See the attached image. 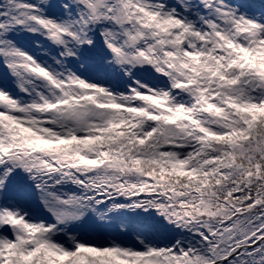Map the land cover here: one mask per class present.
I'll use <instances>...</instances> for the list:
<instances>
[{
    "label": "snow or ice",
    "instance_id": "snow-or-ice-1",
    "mask_svg": "<svg viewBox=\"0 0 264 264\" xmlns=\"http://www.w3.org/2000/svg\"><path fill=\"white\" fill-rule=\"evenodd\" d=\"M0 264H264V0H0Z\"/></svg>",
    "mask_w": 264,
    "mask_h": 264
},
{
    "label": "rangeland",
    "instance_id": "rangeland-1",
    "mask_svg": "<svg viewBox=\"0 0 264 264\" xmlns=\"http://www.w3.org/2000/svg\"><path fill=\"white\" fill-rule=\"evenodd\" d=\"M121 239H124L125 241H130L129 237H121Z\"/></svg>",
    "mask_w": 264,
    "mask_h": 264
}]
</instances>
